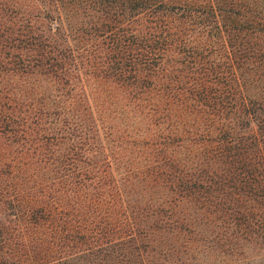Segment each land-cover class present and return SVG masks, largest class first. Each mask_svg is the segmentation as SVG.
Returning <instances> with one entry per match:
<instances>
[{"label": "trees", "instance_id": "obj_1", "mask_svg": "<svg viewBox=\"0 0 264 264\" xmlns=\"http://www.w3.org/2000/svg\"><path fill=\"white\" fill-rule=\"evenodd\" d=\"M200 224L264 229V0H0V264H166Z\"/></svg>", "mask_w": 264, "mask_h": 264}, {"label": "rangeland", "instance_id": "obj_2", "mask_svg": "<svg viewBox=\"0 0 264 264\" xmlns=\"http://www.w3.org/2000/svg\"><path fill=\"white\" fill-rule=\"evenodd\" d=\"M84 84L95 118L100 124L103 120L109 122L108 112L103 110L106 103L102 90L104 87L91 78L84 80ZM114 100L120 103L128 101L124 98ZM151 149V146H136L133 149V155L135 153L147 155ZM151 153L153 152L151 151L149 156ZM130 156L132 155L128 152L126 156H120L119 160H124ZM113 159L112 156L111 160ZM123 163L115 162L116 165L114 166ZM115 175L117 178L120 176L117 169H115ZM219 233L209 225L200 224L196 226L195 236L197 240H195L194 245L185 251L176 252L177 255L175 256L170 255L171 260L166 264H264V229L258 235L249 237L240 236L239 233L233 234L230 230L224 232L226 238L224 235L216 237Z\"/></svg>", "mask_w": 264, "mask_h": 264}]
</instances>
